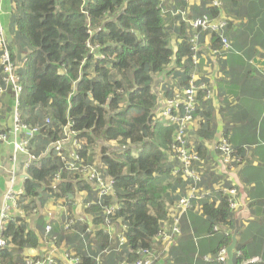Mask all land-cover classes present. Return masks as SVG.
I'll use <instances>...</instances> for the list:
<instances>
[{
	"label": "trees",
	"instance_id": "obj_1",
	"mask_svg": "<svg viewBox=\"0 0 264 264\" xmlns=\"http://www.w3.org/2000/svg\"><path fill=\"white\" fill-rule=\"evenodd\" d=\"M10 1L14 4L8 26L12 34L11 55L16 61L26 59L18 68L22 85L20 119L40 129L28 147L33 158L22 179L19 212L2 231L7 247L0 253V264H24L26 258L39 255L46 240L43 233L48 219L44 214L50 199H63V206L72 212L59 214L63 221L74 218L71 228L64 230L51 223L49 235L56 237V246L60 248L64 242L65 249L79 257L77 264L133 261L141 248H160L156 234L164 221L172 224L175 203L185 193L188 181L178 171L174 173L178 162L170 160L168 152L176 125L166 123L155 110L159 93L166 99L173 98L188 86L203 59L201 50L197 64L191 58L189 38L196 30L179 14L169 11L188 8L186 18L192 20L203 14L220 17L222 10L229 12L228 7L233 5L239 18V13L249 10L254 1L239 5L242 0H222L220 8L211 6L210 0H201L199 5L190 0H174L173 4H167L168 0ZM246 18L250 28L257 19L260 25L264 24L263 11L254 15L248 12ZM230 26L232 22L228 20L225 29L228 31ZM197 33L200 47L209 36L208 49L216 50L219 57L222 51L218 33L201 29ZM171 40H175L176 48ZM160 76L170 80L162 82L158 92L155 80ZM197 83L210 88L205 77ZM205 92L206 89H198L196 93L194 116L201 118L192 131L191 145L201 158L207 157L203 142L213 139L216 133L210 98H205ZM5 94L11 98V105L6 108ZM5 94L0 97V120L10 116L12 121L11 93ZM68 122L76 137L85 140L81 157L91 164L93 156L87 153L92 146L98 148L96 155L104 166L101 173L112 181L111 191L100 199L94 183L68 172L52 147L63 137ZM6 131L0 127V134ZM223 136L227 138V131ZM11 147L14 161L23 153H17L13 160ZM208 174L213 176V172ZM56 175L59 179L54 182ZM217 179L207 182V177H201L199 185L213 190ZM82 190L88 192V201L92 200L87 207L83 202L81 210L91 216L90 221L72 216L77 194ZM217 195L218 200L213 196L193 200L191 209L178 216L179 234L165 251L164 262L156 264L215 263L204 257L214 259L221 247H227L235 227V211L229 207L228 197L219 191ZM107 204L116 206L112 223L126 226V241L121 247L103 229L102 206ZM189 229L205 238L193 237ZM215 232L219 234L214 235ZM202 245L210 253L204 254ZM98 255L100 263L96 260ZM248 258L251 257L245 248L237 244L234 264ZM56 262L64 264L60 258Z\"/></svg>",
	"mask_w": 264,
	"mask_h": 264
},
{
	"label": "crops",
	"instance_id": "obj_2",
	"mask_svg": "<svg viewBox=\"0 0 264 264\" xmlns=\"http://www.w3.org/2000/svg\"><path fill=\"white\" fill-rule=\"evenodd\" d=\"M190 1L199 5L201 0ZM251 1H254L255 6L253 4L249 10H242L239 18L236 15L238 10L233 5L228 7L229 12L226 9L222 10L221 16L227 23L228 20L232 22L230 29L228 31L225 29L226 37L231 45L230 50L224 52L220 48L222 53L219 57L206 51L210 44L209 36L205 37L200 47L203 59L194 77L197 80L204 77L208 80L211 89V97L208 100L213 110L216 133L213 139L203 142L207 157L202 158L203 162L199 164L198 169L203 172L202 179L208 178L207 182H211L213 177L218 178L213 182L214 185L224 182L229 186L231 183L229 179L234 178L238 191L237 198L240 202V207L235 211V218L243 206L248 210V213H245L246 217L239 221L237 244L245 248L251 258H259L258 264H264V24L260 25L257 19L250 28L246 18L248 12L251 15L258 10L264 12V0H242L239 5H247ZM173 3L174 0L167 1V4ZM13 12L14 4L10 0H0V21L5 27L9 40L12 39V34L8 26ZM231 31L233 35H230ZM172 46L176 48L175 40L172 41ZM12 48L15 51V46ZM17 63L20 64V59ZM168 80L170 77L157 78L156 90L159 92L161 83ZM159 96L155 112L161 117L166 98L161 93ZM3 100L4 108L10 107V95L5 94ZM3 118L0 120V127L8 130L12 125L11 117L6 116L4 120ZM200 118L196 116L189 128L188 137L191 145L194 142L192 131ZM226 131V137L235 150L236 157L241 158L239 164H234V172L222 165L221 158L214 149L215 141L224 137L223 134ZM18 136V134L10 133L9 140L0 144V206L9 187L10 171L13 169L15 173V191L22 192L25 168L31 160V157L26 154H18L16 160H11L12 141ZM68 150H70L69 145ZM97 160L99 162L100 157H97ZM208 172H213V176ZM82 195L84 194H77V197L79 196L77 205L81 203ZM209 196H213L215 200L219 198L217 190H213ZM50 201L55 200H48L45 206L44 215L48 219L55 218L57 216L55 214L59 212L50 205ZM79 210L81 213L82 203ZM82 215L89 219L88 215L84 213ZM115 229L117 231L121 229L119 223L115 225ZM206 244L210 246V243ZM207 249L206 246H201L204 254L210 253Z\"/></svg>",
	"mask_w": 264,
	"mask_h": 264
},
{
	"label": "built area",
	"instance_id": "obj_3",
	"mask_svg": "<svg viewBox=\"0 0 264 264\" xmlns=\"http://www.w3.org/2000/svg\"><path fill=\"white\" fill-rule=\"evenodd\" d=\"M190 3H192L190 1ZM214 7H221L222 0H210L209 3ZM170 13L173 15L179 14L185 21H188L192 26V29L196 30V33H193L189 41L192 45L193 53L191 55L192 61L194 64L199 62L197 57L198 52H200V45L198 44V33L197 30L201 29L203 31H211L218 33L221 42V48L223 50H230L231 45L230 41L225 35V28L227 26V21L224 17H211L207 14H203L195 19L188 20L186 18L188 13V8L185 9H175L170 10ZM214 55L217 53L216 50L208 49V51ZM24 58L21 62L23 65ZM18 65L16 61L13 60L9 40L6 35L5 27L0 21V68H1V83L0 85V97L3 96L8 90L11 92L12 102H13V116H12V126L6 131V133L0 134V142L9 140L8 137L10 133L18 134L19 136L12 141L13 146V155L12 159L14 160L17 153H23L29 155L33 158V155L29 153L28 147L30 145L31 139L38 134L40 126H28L23 123L20 119L19 113V98L22 91V85L20 83V76L17 72ZM198 89H206L205 98L211 97V89L207 87L204 83L198 85L197 79L194 75L188 82V86L183 88L179 93L173 98L166 99V103L161 111V117L165 120L166 123H174L176 125L173 143L170 145L168 152L171 155L170 160H176L178 164L175 166V172H179L181 176L188 181V185L185 189V193L179 197L175 203V210L171 215L172 224L169 225L167 221H164L156 234V241L160 243V248H141L139 249V257L135 260H123L117 264H156L159 262H164L165 251L169 246L174 242L175 237L179 234V228L177 226L178 216L186 211L191 209L192 201L195 199H203L211 195L213 190L219 191L222 195L228 197L229 207L232 210H237L240 206L238 201V191L235 187L234 178L229 179L232 182V185L224 186V182L217 183L213 185V190L204 188L199 185V181L202 177L203 172H201L198 167L199 164L203 162V159L200 157L198 152L191 146L188 131L193 122L195 116L194 112L197 106L196 93ZM46 123L49 122V119L45 120ZM85 143V140H80L76 137V132L71 129V124L68 122L63 128V137L59 140H56L52 145L55 148L57 155H59L66 166L68 172L76 173L80 179L87 182H93L96 186L95 191L98 198L100 199L104 195L108 194L111 191L112 181L109 178H105L101 169L104 168L103 164L97 159L96 153L98 149L92 146V149L88 151L87 155L93 156V161L91 164L81 157L80 149L81 144ZM68 145L70 150H68ZM191 146V147H190ZM95 149V154H94ZM214 149L221 158L222 165L234 172V164L241 161V158L235 155V150L228 141L227 138L222 137L215 141ZM96 155V158H95ZM59 176L56 175L55 181H58ZM15 174L12 170L9 176V187L6 190L1 207H0V253L7 247V241L2 236V231L5 229L6 223L13 219L14 215L19 212L18 207V198L21 192H16L14 189ZM84 194L81 197V203L84 202V205L92 203L87 201V192L80 191L79 194ZM58 209L57 216L62 212L67 215L72 212L63 206L57 205ZM116 206L113 204L103 205V214H104V223L103 229L109 235L110 239H113L117 243L118 247H121L125 244L124 231L126 226L120 223L121 229H115V223H112V216L114 214ZM61 215V214H60ZM58 216V219L50 218L47 221L45 226L44 237L46 240L43 241L42 251L39 252V255L36 258H26L24 264H57L56 258H60L64 261V264H77L79 262V257L72 253H69L62 242L60 248L56 246L55 236H50L52 231V224L58 225L61 229L68 230L71 228V225L74 222V218H70L66 221ZM82 214H72L73 217L78 219L84 218ZM87 221V220H84ZM91 229V228H90ZM61 250V253H60ZM240 253H238L239 255ZM206 261L214 260V264H227L226 261V247H221L214 259L209 256L204 257ZM211 259V260H210ZM97 263H100L99 255L96 258ZM162 262V263H163ZM259 262V258H248L241 261L238 264H252Z\"/></svg>",
	"mask_w": 264,
	"mask_h": 264
},
{
	"label": "water",
	"instance_id": "obj_4",
	"mask_svg": "<svg viewBox=\"0 0 264 264\" xmlns=\"http://www.w3.org/2000/svg\"><path fill=\"white\" fill-rule=\"evenodd\" d=\"M86 2V0H85ZM84 2V4H85ZM80 209V204L77 205L76 207V213L79 212ZM245 213H248V210L245 206L242 207V209L237 213V216L235 218L234 224L235 227L232 231V235H231V242L229 243V245L226 247V261L227 264H234L233 262V258H234V253L236 251V245H237V238L236 235L239 231V221L246 217Z\"/></svg>",
	"mask_w": 264,
	"mask_h": 264
},
{
	"label": "rangeland",
	"instance_id": "obj_5",
	"mask_svg": "<svg viewBox=\"0 0 264 264\" xmlns=\"http://www.w3.org/2000/svg\"><path fill=\"white\" fill-rule=\"evenodd\" d=\"M171 41H173V40H171ZM94 154H95V149H94ZM95 158H96V155H95ZM97 160V159H96ZM62 204H63V199H58V200H56V201H50V205L54 208V209H60L59 207H57V205H59V206H62ZM240 207V206H239ZM238 207V208H239ZM237 208V209H238ZM236 211V210H235ZM56 215V214H55ZM205 222V225H207V222L206 221H204ZM180 224H181V222H180ZM188 233H190L193 237H198V239H203V238H205V236L204 235H197V233H193V231L191 230V229H189L188 230ZM219 234V232H215V234L214 235H218ZM215 240H216V236H213L212 238H211V241H212V243H213V245L215 244ZM60 253H61V250H60Z\"/></svg>",
	"mask_w": 264,
	"mask_h": 264
},
{
	"label": "clouds",
	"instance_id": "obj_6",
	"mask_svg": "<svg viewBox=\"0 0 264 264\" xmlns=\"http://www.w3.org/2000/svg\"><path fill=\"white\" fill-rule=\"evenodd\" d=\"M193 4H194V3H193ZM169 12H170V11H169ZM7 38H8V36H7ZM8 40H9V38H8ZM9 46H10V45H9ZM23 59H24V58H23ZM23 59L20 60V64H18V63H17V64L22 66L21 62H22ZM13 60L16 61L14 58H13ZM16 62H17V61H16ZM19 67H20V66H19ZM19 67H18V68H19ZM0 70H1V68H0ZM17 72H18V69H17ZM193 75H194V74H193ZM8 91H10V90H8ZM10 93H11V92H10ZM195 117H196V116H195ZM11 126H12V125H11ZM10 128H11V127H10ZM10 128H9V129H10ZM9 129H8V130H9ZM8 130H7V131H8ZM52 147H53V145H52ZM97 149H98V148H97ZM97 156H98V155H97ZM109 179H110V178H109ZM89 183H90V182H89ZM82 191L87 192L86 190H82ZM87 194H88V192H87ZM87 201H88V196H87ZM89 201H91V200H89ZM79 204H80V207H81V203H79ZM75 212H76V211H75ZM76 214H80V210H79V212L76 213ZM81 214H83V213H81ZM85 215H87V214H85ZM81 216L84 218V220H87V221H90V220H91V216H90V215H88V216H89V219H87V218H86L85 216H83V215H81ZM154 247H155V246H154ZM154 247H153V248H154ZM155 248H156V247H155ZM234 254H235V253H234Z\"/></svg>",
	"mask_w": 264,
	"mask_h": 264
}]
</instances>
